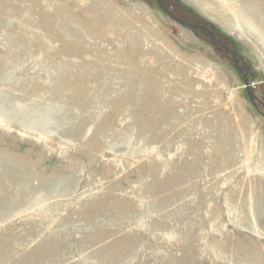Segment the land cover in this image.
<instances>
[{
	"label": "rangeland",
	"instance_id": "rangeland-1",
	"mask_svg": "<svg viewBox=\"0 0 264 264\" xmlns=\"http://www.w3.org/2000/svg\"><path fill=\"white\" fill-rule=\"evenodd\" d=\"M166 2L264 104V0ZM262 103L156 0H0V264H264Z\"/></svg>",
	"mask_w": 264,
	"mask_h": 264
},
{
	"label": "water",
	"instance_id": "water-1",
	"mask_svg": "<svg viewBox=\"0 0 264 264\" xmlns=\"http://www.w3.org/2000/svg\"><path fill=\"white\" fill-rule=\"evenodd\" d=\"M156 1H157L158 5L160 6V8L162 10H164L173 20H175L176 22L180 23L181 25H184V26L188 27L191 30L205 31L206 34L208 35V37H210V39L212 41L216 42L218 45L223 47L230 54L231 59H232L234 65H235L237 71L243 74L244 86L246 88V92H247L248 98L250 99L251 104L256 108L257 102L262 103L259 100V98L256 96V94L252 91L251 85L248 82V79L246 77V71L247 70H245L244 62H242V64L240 65V60H242V58L239 57L238 52L235 49L230 48L226 44V42H230L227 38L222 37L223 35L220 34L217 31H213V30L208 29V27L205 24H203L204 22L198 23V24H193V23H190L188 21H185V20L181 19L180 17H177L167 7L166 0H156ZM243 69H244V71H242ZM262 105L264 107L263 103H262Z\"/></svg>",
	"mask_w": 264,
	"mask_h": 264
},
{
	"label": "bare ground",
	"instance_id": "bare-ground-1",
	"mask_svg": "<svg viewBox=\"0 0 264 264\" xmlns=\"http://www.w3.org/2000/svg\"><path fill=\"white\" fill-rule=\"evenodd\" d=\"M253 9V8H252ZM252 9H249L250 11H252ZM254 11V10H253ZM253 13V15H254V13H255V11L254 12H252ZM263 43V42H262Z\"/></svg>",
	"mask_w": 264,
	"mask_h": 264
},
{
	"label": "flooded vegetation",
	"instance_id": "flooded-vegetation-1",
	"mask_svg": "<svg viewBox=\"0 0 264 264\" xmlns=\"http://www.w3.org/2000/svg\"><path fill=\"white\" fill-rule=\"evenodd\" d=\"M173 2H175V1H173ZM177 4V3H176Z\"/></svg>",
	"mask_w": 264,
	"mask_h": 264
}]
</instances>
